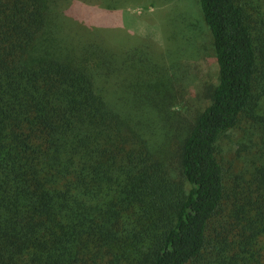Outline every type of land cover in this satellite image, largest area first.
Here are the masks:
<instances>
[{
    "label": "trees",
    "instance_id": "trees-1",
    "mask_svg": "<svg viewBox=\"0 0 264 264\" xmlns=\"http://www.w3.org/2000/svg\"><path fill=\"white\" fill-rule=\"evenodd\" d=\"M69 1L0 0V264H264V132L228 178L217 156L257 104L264 20L197 0L214 55L169 72L215 81L175 146L147 46L74 42Z\"/></svg>",
    "mask_w": 264,
    "mask_h": 264
},
{
    "label": "rangeland",
    "instance_id": "rangeland-1",
    "mask_svg": "<svg viewBox=\"0 0 264 264\" xmlns=\"http://www.w3.org/2000/svg\"><path fill=\"white\" fill-rule=\"evenodd\" d=\"M70 1L66 20L69 24L68 34L74 42L84 41L86 35L90 33L113 50L147 46L153 57L152 60L156 62L154 66L163 73L162 75L160 73V78L156 79V84L158 83L161 89L157 97L161 95V108L165 116L168 114L171 117L167 119L168 123L173 126L175 133L177 127L178 133L181 132L175 145L178 146L188 132L195 110L209 97L206 85L215 81L210 77L211 81L207 82V76L195 75L190 70L184 75L183 68L177 69L178 74H172L173 68L183 64L182 60L189 55L196 57L193 58L195 62H205V64L214 55L211 33L198 9L197 0H175L173 3L168 1L159 3L152 0ZM239 2L245 6L247 22L257 29L263 26L264 0H239ZM184 23H188L191 35L193 34V38L189 41L186 39L188 30ZM196 46L198 51L194 53L193 48ZM153 61L150 62L152 66ZM207 69L206 64L204 70ZM170 70L172 73L169 72ZM143 91L145 92V88ZM256 96L257 104L248 114L241 117L235 128L224 133L217 143V156L227 178L233 172L239 171L243 163H248L249 158L258 155L255 153L260 149L261 135L264 132L262 129L264 83L259 87ZM165 101L166 104L163 103ZM183 116H188V119ZM177 120L178 126L176 122L170 123ZM170 163L172 168L174 159L170 158Z\"/></svg>",
    "mask_w": 264,
    "mask_h": 264
}]
</instances>
